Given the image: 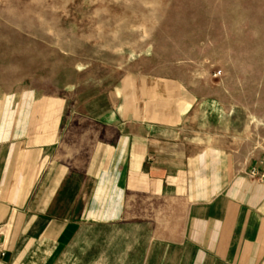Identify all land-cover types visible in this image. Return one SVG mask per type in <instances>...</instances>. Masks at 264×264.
I'll list each match as a JSON object with an SVG mask.
<instances>
[{
    "label": "crops",
    "instance_id": "1",
    "mask_svg": "<svg viewBox=\"0 0 264 264\" xmlns=\"http://www.w3.org/2000/svg\"><path fill=\"white\" fill-rule=\"evenodd\" d=\"M202 102L133 75L0 87V264H264V158L194 133Z\"/></svg>",
    "mask_w": 264,
    "mask_h": 264
},
{
    "label": "rangeland",
    "instance_id": "2",
    "mask_svg": "<svg viewBox=\"0 0 264 264\" xmlns=\"http://www.w3.org/2000/svg\"><path fill=\"white\" fill-rule=\"evenodd\" d=\"M126 75L180 82L218 114L194 133L264 158V0H0L3 90L104 91Z\"/></svg>",
    "mask_w": 264,
    "mask_h": 264
},
{
    "label": "built area",
    "instance_id": "3",
    "mask_svg": "<svg viewBox=\"0 0 264 264\" xmlns=\"http://www.w3.org/2000/svg\"><path fill=\"white\" fill-rule=\"evenodd\" d=\"M262 164L264 165V159L262 160ZM249 178L251 180H255V181H260L264 178V176L262 174H260L256 168H253L250 170L249 172ZM5 255V252H4V249L2 248V245L0 243V258L4 257Z\"/></svg>",
    "mask_w": 264,
    "mask_h": 264
}]
</instances>
